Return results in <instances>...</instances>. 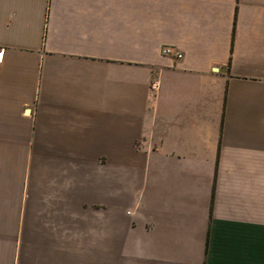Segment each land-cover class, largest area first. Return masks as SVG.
Returning <instances> with one entry per match:
<instances>
[{"label": "crops", "instance_id": "crops-1", "mask_svg": "<svg viewBox=\"0 0 264 264\" xmlns=\"http://www.w3.org/2000/svg\"><path fill=\"white\" fill-rule=\"evenodd\" d=\"M0 264H264V0H0Z\"/></svg>", "mask_w": 264, "mask_h": 264}, {"label": "built area", "instance_id": "built-area-1", "mask_svg": "<svg viewBox=\"0 0 264 264\" xmlns=\"http://www.w3.org/2000/svg\"><path fill=\"white\" fill-rule=\"evenodd\" d=\"M164 54H166V55H170V54H172V53H171V50H170V49H165V50H164ZM176 56H177V58H181V57H182L181 54H176Z\"/></svg>", "mask_w": 264, "mask_h": 264}]
</instances>
